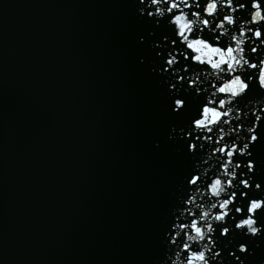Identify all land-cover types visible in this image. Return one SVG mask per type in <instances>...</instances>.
Masks as SVG:
<instances>
[{
  "label": "water",
  "instance_id": "obj_1",
  "mask_svg": "<svg viewBox=\"0 0 264 264\" xmlns=\"http://www.w3.org/2000/svg\"><path fill=\"white\" fill-rule=\"evenodd\" d=\"M138 2L0 0V264L164 259L188 162L139 62ZM253 249L247 264H264Z\"/></svg>",
  "mask_w": 264,
  "mask_h": 264
},
{
  "label": "snow or ice",
  "instance_id": "obj_2",
  "mask_svg": "<svg viewBox=\"0 0 264 264\" xmlns=\"http://www.w3.org/2000/svg\"><path fill=\"white\" fill-rule=\"evenodd\" d=\"M135 7L165 142L188 162L162 223L161 264H247L264 242V0Z\"/></svg>",
  "mask_w": 264,
  "mask_h": 264
}]
</instances>
